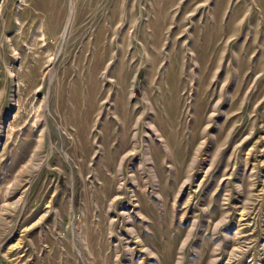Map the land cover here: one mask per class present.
I'll list each match as a JSON object with an SVG mask.
<instances>
[{"label":"rangeland","instance_id":"rangeland-1","mask_svg":"<svg viewBox=\"0 0 264 264\" xmlns=\"http://www.w3.org/2000/svg\"><path fill=\"white\" fill-rule=\"evenodd\" d=\"M0 264H264V0H0Z\"/></svg>","mask_w":264,"mask_h":264}]
</instances>
